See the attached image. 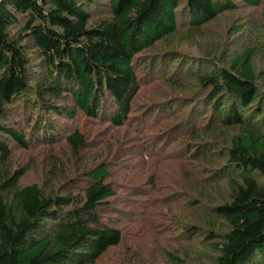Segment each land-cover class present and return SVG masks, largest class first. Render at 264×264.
I'll return each instance as SVG.
<instances>
[{
  "label": "trees",
  "instance_id": "trees-1",
  "mask_svg": "<svg viewBox=\"0 0 264 264\" xmlns=\"http://www.w3.org/2000/svg\"><path fill=\"white\" fill-rule=\"evenodd\" d=\"M170 233L264 264V0H0V264Z\"/></svg>",
  "mask_w": 264,
  "mask_h": 264
},
{
  "label": "rangeland",
  "instance_id": "rangeland-1",
  "mask_svg": "<svg viewBox=\"0 0 264 264\" xmlns=\"http://www.w3.org/2000/svg\"><path fill=\"white\" fill-rule=\"evenodd\" d=\"M223 20V22H225L224 18H219V21ZM14 30V29H13ZM12 30V31H13ZM181 52L186 54L188 53L189 55H202L201 53V49L196 50L194 49L193 46H190L188 44H182L180 49ZM194 87V86H193ZM183 91H178V95L180 96H187L190 93H188V91L191 90V87L189 86H185L183 89ZM171 218H179L176 217L175 215H173L172 211L170 212ZM169 219V220H170ZM202 234V232L200 231L197 235ZM170 236V239L165 240V242L163 243V245L159 242H156L155 244L152 245V247L150 249H148L145 253V255L147 256L148 262L150 264H175V262H171L170 260H168L166 258V256L164 255V250L168 249V250H172L173 248H175L174 251V255L175 256H179L180 258H183L181 264H189L190 263V259L193 260V255H197V254H203L205 246H203L202 244L198 243V239L196 240H192L191 238L185 240H174L173 237L176 234H167ZM135 247H139V246H135ZM145 246H142L141 249L144 250Z\"/></svg>",
  "mask_w": 264,
  "mask_h": 264
}]
</instances>
